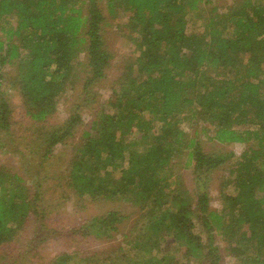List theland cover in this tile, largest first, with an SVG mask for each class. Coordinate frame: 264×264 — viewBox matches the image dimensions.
Segmentation results:
<instances>
[{
	"label": "trees",
	"instance_id": "obj_1",
	"mask_svg": "<svg viewBox=\"0 0 264 264\" xmlns=\"http://www.w3.org/2000/svg\"><path fill=\"white\" fill-rule=\"evenodd\" d=\"M99 1L0 0V88L7 67L16 66L10 83L25 108V125L46 130L35 140L45 145L44 160L81 120L74 113L46 128L61 96L75 89L82 72V93L89 96L113 59ZM105 2L111 16L118 8L128 12L125 27L137 34L140 52L83 132L66 169L68 186L79 198L143 209L141 225L125 235L132 248L144 251L143 264H180L167 253L151 259L159 239L168 236L185 250V261L220 264L219 240L237 264H264V0L225 7L215 0ZM188 19L199 25L188 30ZM13 124L0 91V130L8 134ZM200 135L244 148L208 153ZM182 156L183 169L192 168L195 177L193 192L172 171V161ZM219 169L227 173L222 189L233 193L221 192L223 207L214 210L206 186L209 173ZM11 170L0 166V248L15 240L31 212L46 216L37 193ZM127 217L110 210L86 228L109 238ZM195 221L205 240L194 232ZM71 258L63 254L52 264Z\"/></svg>",
	"mask_w": 264,
	"mask_h": 264
},
{
	"label": "rangeland",
	"instance_id": "obj_2",
	"mask_svg": "<svg viewBox=\"0 0 264 264\" xmlns=\"http://www.w3.org/2000/svg\"><path fill=\"white\" fill-rule=\"evenodd\" d=\"M233 1L215 0L221 7L230 5ZM99 4L106 16V23L103 25L105 44L113 53V59L105 78L94 85L89 96L82 93L81 85L85 75L82 72L75 89L68 90L59 99L58 108L49 118L46 128L61 126L74 113H78L81 120L72 129L66 141L53 148L51 156L46 160L43 159L45 145L40 146L35 142L37 137H42L46 133V130L41 128L43 127L41 124L25 125L28 119L25 116V108L16 86L10 83V77L15 75L16 66L7 67L5 70L7 80L0 91L10 105L14 124L8 134L0 130V166L10 167L13 173H19V176L25 179V184L30 187L31 193H37L39 196L46 216L37 217L32 212L28 215L15 240L0 248V264H52L63 254L72 257L68 264H143L148 260L144 251L132 248V242L129 243L132 237L125 238L135 225H141L142 221L139 220L143 217V209L122 200L96 198L93 200L87 196L79 198L67 184L66 169L74 157L75 149L81 144L83 132L89 130L91 122L102 108L101 104L106 103L109 98L111 89L117 86L119 79L124 80L125 67L130 65L140 52L135 41L137 34L125 27L128 12L118 8L115 15L111 16L105 0H100ZM198 25V22L188 19V30ZM182 126L189 135L193 134L194 130L188 128L186 122H183ZM132 137H137V133ZM200 137L203 151L208 153L223 154L230 151L239 153L244 148L241 144L221 145L207 141L202 135ZM9 139L13 144L7 142ZM184 160L183 156L174 159L171 163L172 171L178 173L183 183L193 192L195 177L192 168L183 169ZM116 175L118 176L119 173L116 172ZM209 175L206 190L211 198L210 207L220 210L223 207L221 192L224 190L226 193L233 192L229 188L221 187L222 178L227 173L224 174V171L219 169ZM204 178L205 175H201V179ZM110 210L128 216L118 223V231L109 238L104 236L98 238L93 233H89L93 228L86 227L93 217L104 215ZM194 232L200 233L205 240L206 234L202 232L201 225L196 221ZM161 239L160 242L158 241L160 247L152 251L151 259L160 258L167 253L174 255L180 264H196L195 261H185L184 255H181L185 250L178 246L174 237ZM216 242L221 249L220 264H237L225 251V243L219 240ZM89 257L92 259L81 260Z\"/></svg>",
	"mask_w": 264,
	"mask_h": 264
}]
</instances>
